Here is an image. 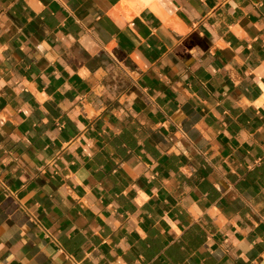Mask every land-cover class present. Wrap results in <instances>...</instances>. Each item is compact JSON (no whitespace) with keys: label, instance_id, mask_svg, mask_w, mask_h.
<instances>
[{"label":"crops","instance_id":"crops-1","mask_svg":"<svg viewBox=\"0 0 264 264\" xmlns=\"http://www.w3.org/2000/svg\"><path fill=\"white\" fill-rule=\"evenodd\" d=\"M0 264H264V0H0Z\"/></svg>","mask_w":264,"mask_h":264}]
</instances>
